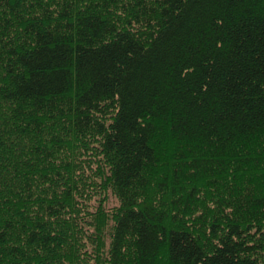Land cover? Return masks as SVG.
Wrapping results in <instances>:
<instances>
[{
    "label": "trees",
    "instance_id": "obj_1",
    "mask_svg": "<svg viewBox=\"0 0 264 264\" xmlns=\"http://www.w3.org/2000/svg\"><path fill=\"white\" fill-rule=\"evenodd\" d=\"M0 264H264V0H0Z\"/></svg>",
    "mask_w": 264,
    "mask_h": 264
}]
</instances>
